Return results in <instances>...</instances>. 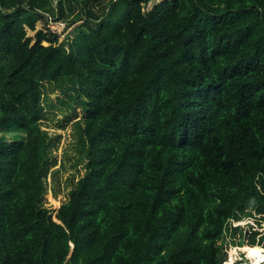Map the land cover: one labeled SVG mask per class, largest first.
Returning <instances> with one entry per match:
<instances>
[{"label": "trees", "instance_id": "trees-1", "mask_svg": "<svg viewBox=\"0 0 264 264\" xmlns=\"http://www.w3.org/2000/svg\"><path fill=\"white\" fill-rule=\"evenodd\" d=\"M150 1L87 8L68 49L27 37L68 0H0V264H233L225 231L263 251L264 0ZM67 78L89 171L58 223L38 206L41 99Z\"/></svg>", "mask_w": 264, "mask_h": 264}, {"label": "rangeland", "instance_id": "rangeland-1", "mask_svg": "<svg viewBox=\"0 0 264 264\" xmlns=\"http://www.w3.org/2000/svg\"><path fill=\"white\" fill-rule=\"evenodd\" d=\"M56 1L53 0L55 5ZM100 1L107 4L109 0H68L67 3L71 5L73 11L69 15V21L52 22L51 18L46 16L36 23L35 30L27 28V37L35 43L37 32L43 30L52 40L55 39L53 34H57L56 43L65 42L66 48L70 49V44L77 37L79 28L85 22V19H81L85 17L84 15L75 16L83 14L87 8L97 10L100 7ZM162 1L164 0H151L143 5V10L151 11ZM43 44L48 45L49 42L43 41ZM42 84L40 128L46 147L42 169L43 187L38 206L47 209L54 220H57L60 207L69 201L71 192L78 181L89 171V144L84 123L88 107L84 96L72 79H63L58 84L47 81ZM13 135L11 133L7 137L12 139ZM255 221L254 218L244 217L241 220L232 221V224L242 227L246 224H253ZM238 237L239 232L233 237L229 233L223 242L220 241L223 244V253L226 258L231 259L230 263L240 259L244 264H255L254 261L258 260L259 252L247 251L246 248L239 247Z\"/></svg>", "mask_w": 264, "mask_h": 264}, {"label": "built area", "instance_id": "built-area-1", "mask_svg": "<svg viewBox=\"0 0 264 264\" xmlns=\"http://www.w3.org/2000/svg\"><path fill=\"white\" fill-rule=\"evenodd\" d=\"M235 219H231L230 220V223L232 224L233 222L232 221H234ZM233 225V224H232ZM227 234H229V232H227V231H225V236L227 235ZM224 240H225V237H224ZM224 240H222V242L224 241ZM240 247V246H239ZM241 248H246V247H241ZM263 254H264V247H263V251H261ZM230 261H231V259H229ZM233 264H244L243 263V260H240V259H238V260H236V262H232ZM258 264H264V261H262V262H260V263H258Z\"/></svg>", "mask_w": 264, "mask_h": 264}, {"label": "bare ground", "instance_id": "bare-ground-1", "mask_svg": "<svg viewBox=\"0 0 264 264\" xmlns=\"http://www.w3.org/2000/svg\"><path fill=\"white\" fill-rule=\"evenodd\" d=\"M57 84H58V81H57ZM57 84H55V85H57ZM60 85V84H59ZM57 89V88H56ZM48 180V179H47ZM49 188V187H48ZM49 190V189H48ZM49 192V191H48ZM49 194V193H48ZM257 259L258 260H255L254 261V263L255 264H258V263H260V261H264V254L261 252V253H258V255H257Z\"/></svg>", "mask_w": 264, "mask_h": 264}, {"label": "water", "instance_id": "water-1", "mask_svg": "<svg viewBox=\"0 0 264 264\" xmlns=\"http://www.w3.org/2000/svg\"><path fill=\"white\" fill-rule=\"evenodd\" d=\"M58 223H61L59 220H56Z\"/></svg>", "mask_w": 264, "mask_h": 264}]
</instances>
